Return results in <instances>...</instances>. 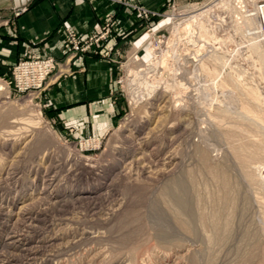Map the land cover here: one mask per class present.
<instances>
[{"label": "rangeland", "instance_id": "obj_1", "mask_svg": "<svg viewBox=\"0 0 264 264\" xmlns=\"http://www.w3.org/2000/svg\"><path fill=\"white\" fill-rule=\"evenodd\" d=\"M262 4L145 12L117 55L123 105L104 136L48 116L42 94L66 66L35 92L13 84L27 59L0 74V264H264Z\"/></svg>", "mask_w": 264, "mask_h": 264}, {"label": "crops", "instance_id": "obj_2", "mask_svg": "<svg viewBox=\"0 0 264 264\" xmlns=\"http://www.w3.org/2000/svg\"><path fill=\"white\" fill-rule=\"evenodd\" d=\"M0 0V74L18 61L64 60V34L73 28L82 40L114 21L102 49L82 53L66 65L69 72L51 79L42 94L48 116L75 138L104 136L115 128L122 102L117 55L138 37L145 12L159 13L166 0ZM126 47V46H125ZM106 52L107 54H103Z\"/></svg>", "mask_w": 264, "mask_h": 264}, {"label": "built area", "instance_id": "obj_3", "mask_svg": "<svg viewBox=\"0 0 264 264\" xmlns=\"http://www.w3.org/2000/svg\"><path fill=\"white\" fill-rule=\"evenodd\" d=\"M100 34V33H99ZM98 34V35H99ZM97 34L82 40L73 28H67L64 35V62L55 58L27 59L14 67V86L18 92H35L41 90L50 76L71 62L82 53L97 47V43L105 35ZM66 72L69 69L66 68Z\"/></svg>", "mask_w": 264, "mask_h": 264}, {"label": "bare ground", "instance_id": "obj_4", "mask_svg": "<svg viewBox=\"0 0 264 264\" xmlns=\"http://www.w3.org/2000/svg\"><path fill=\"white\" fill-rule=\"evenodd\" d=\"M259 13L260 14H262V19L264 18V4H262L260 7H259ZM248 24V23H247ZM4 87H3V85H1L0 84V89L2 90ZM203 159H205V157L203 158ZM205 161V160H204ZM208 162H209V160H208ZM211 165H213V164H211ZM216 167V166H215ZM209 168V167H208ZM216 169V168H215ZM209 170V169H208ZM226 175H227V172H226ZM223 176V175H222ZM228 176H226V181L227 182H229L227 179ZM223 178V177H222ZM231 180H232V178H230ZM227 182H225V184L227 183ZM233 182V181H232ZM230 183V182H229ZM228 188V187H227ZM225 189V188H224ZM230 189V188H229ZM234 189V188H233ZM227 192H228V190H227ZM227 192L225 193V194H227ZM228 193H230V192H228ZM229 195V194H228ZM227 199V198H226ZM10 238V237H9ZM37 251V250H36ZM30 256V255H29Z\"/></svg>", "mask_w": 264, "mask_h": 264}]
</instances>
